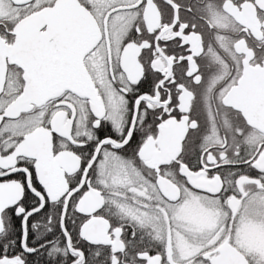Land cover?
I'll return each mask as SVG.
<instances>
[{"label":"snow or ice","instance_id":"1","mask_svg":"<svg viewBox=\"0 0 264 264\" xmlns=\"http://www.w3.org/2000/svg\"><path fill=\"white\" fill-rule=\"evenodd\" d=\"M0 264H264V0H0Z\"/></svg>","mask_w":264,"mask_h":264}]
</instances>
